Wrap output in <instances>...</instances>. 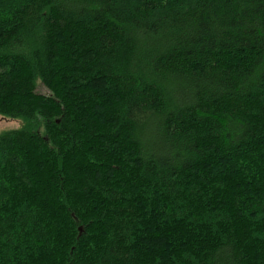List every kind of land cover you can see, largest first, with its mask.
Listing matches in <instances>:
<instances>
[{
    "label": "trees",
    "instance_id": "16d2710c",
    "mask_svg": "<svg viewBox=\"0 0 264 264\" xmlns=\"http://www.w3.org/2000/svg\"><path fill=\"white\" fill-rule=\"evenodd\" d=\"M0 115V264H264V0H0Z\"/></svg>",
    "mask_w": 264,
    "mask_h": 264
},
{
    "label": "rangeland",
    "instance_id": "374dc122",
    "mask_svg": "<svg viewBox=\"0 0 264 264\" xmlns=\"http://www.w3.org/2000/svg\"><path fill=\"white\" fill-rule=\"evenodd\" d=\"M37 92L44 94V95H49L50 91L49 89H47L42 83L41 81H38L37 84ZM22 121L21 120H14V119H10L8 117H4L0 115V133L8 130V129H16V128H20L22 126Z\"/></svg>",
    "mask_w": 264,
    "mask_h": 264
}]
</instances>
